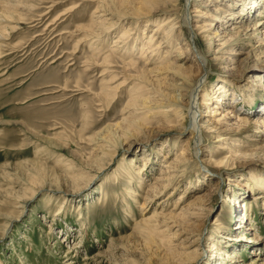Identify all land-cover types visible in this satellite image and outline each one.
I'll return each mask as SVG.
<instances>
[{"label":"rangeland","instance_id":"rangeland-1","mask_svg":"<svg viewBox=\"0 0 264 264\" xmlns=\"http://www.w3.org/2000/svg\"><path fill=\"white\" fill-rule=\"evenodd\" d=\"M19 1L20 19L0 22V264H166L165 249L177 263L204 250L197 264H264V0L227 23L210 18L225 0H191L192 46L184 0ZM168 16L181 25L169 34L159 28ZM259 21L231 62L214 59L210 43L199 87V124L221 119L232 139L217 147L203 128L198 154L179 158L190 131L168 117L175 104L186 111L188 95L176 102L190 90L178 85L182 68L195 72L205 49L195 25L212 22L214 37ZM113 125L111 143L98 139ZM161 168L177 183L152 196ZM154 210L153 232L133 239Z\"/></svg>","mask_w":264,"mask_h":264},{"label":"bare ground","instance_id":"bare-ground-1","mask_svg":"<svg viewBox=\"0 0 264 264\" xmlns=\"http://www.w3.org/2000/svg\"><path fill=\"white\" fill-rule=\"evenodd\" d=\"M14 1H16V0H14ZM21 1L22 0H20L19 2H21ZM190 1L191 0H184V2H183V7L182 8H183L184 15H182V18L180 19V23L182 22L183 24H185V26H186V28L188 30V33H189V39L188 40L190 41V46H192L191 44H193V42L196 44V40L198 39V33H196L195 31H193L194 28L193 29H190L191 28L190 25H189V22H190V13L188 11L189 10L188 9V5H189ZM239 1H240V3H239ZM247 1H248V4L250 3V5H246V0H225V3L226 4L225 3H221V4H218V5H214L213 9H211L212 16L210 18H211V20L216 21L217 23L218 22L227 23L228 20H225V19H233L235 17L242 16L243 14H241V13H244V12H240V10L245 11V14H246V13L249 12L248 10L251 9L249 7H252L253 8V7H256L257 6V3L255 2L256 0L255 1L254 0H247ZM16 5H17L16 3L13 4L12 2H10V0H0V22H5L6 20H10L11 21V20L16 19V18L17 19H20V16L21 15L18 13V11H19L18 9L19 8L18 9H14V7H13V6L16 7ZM221 15L223 17H221ZM174 20H176L175 19V16L174 17L168 16L166 19H164V21H162L163 23L159 26V28L160 27H163V26L170 25L168 27V34H169V30H171V32H174L175 29L173 30V28H175V27L177 28V26H179L181 28V25H175V22H173ZM212 22H210V23L207 22V24H206V22H201V23H197L195 25V28L196 29L201 30L200 32L202 33V35H200V36L202 37V40L205 41V42H203L205 44V49H204V47H203L202 44L200 45L202 48H200V47L198 48L197 47L198 48V50L196 52V55L197 56L195 55L196 56L195 58H196V60L198 62L196 64L197 66H195V68H194V70H196L195 71L196 73L193 72L192 65L188 66L187 68L186 67L185 68L184 67L182 68V66H181L182 72H183V75H181V76H183V78L181 79L182 80V83L181 84H178V85H181V87L185 85L190 90H188V93L186 94L184 92V90H182V89L179 90L178 89L180 92L177 93V96H176V100L177 101L176 102L182 104L181 103L182 102L181 99L184 98L186 95H188V101H187V104H186V107H187L186 108V111L185 110L183 111V109L181 110L180 109V106L178 104H175V109H176L175 114L177 116H175V117H168L169 115L165 114V116H167L168 118H173L174 121H179L180 122V123L177 124L178 125L176 127L177 130L183 131V130L187 129V130L190 131V138H189V140L187 141L186 145L183 148H180L181 151H180V153L178 155L179 158H182L186 154L188 147L189 148L191 147V149H192V151L194 153V156H196L198 154V152L200 150V145H202L204 143V137L202 135L203 132H204L203 131V128H206V129L208 128V130H210V132L214 134V136H213L214 137V141L215 142H218L217 143V147H220L221 145H225V143H227L228 140L232 139L231 134L226 133L225 130H223L221 128V126H220V123L222 122L221 119L217 120L216 122H214V120H213L212 123H209V124H206V125H205V122H208L211 119L205 120V121H203V124L205 125L204 127H203L202 124L200 125L199 124V121H198V118L200 116V106H202L204 104H208V101H206L207 99H205L206 94L203 95V98L200 101H198L197 96L200 95V91L201 90H200L199 87L203 85V82H204L203 81V79H204V73L207 72V67L206 66H207L208 61H209L208 55L210 54V51L212 50L210 48V43L212 45H215L216 46V48L213 50V52L211 51V53H213V55H214V59H217L218 61H223V62L224 61L231 62L233 60V57L236 56V53H234L235 47L238 44H242L244 41L247 42V41L252 40V38L254 39V37L257 36V33L259 31V28H260V26H259L260 21L258 23H256V24L248 25L246 27H244V25L241 22H238L236 24H233L232 27H230L229 29H227L225 31L219 29L218 33H215V36L214 37H211L210 36L209 29L213 25H215ZM99 25H101V24H99ZM100 27H102V26H99L98 28H100ZM104 28H102V29H104ZM219 32H220V34H219ZM168 34L166 35V39H167ZM125 35H126L125 31H123L122 34L120 35V37H123ZM217 36H219V38L216 39L215 37H217ZM216 42H217V44H216ZM206 44H208V45H206ZM262 44L263 43H260V45H262ZM177 49H179V56H182V55L184 56V57H182V59H185V57H187L190 54V53H188L189 50L186 47L183 48V46L182 47H179L178 46ZM184 49L186 50V52L184 51ZM142 56H144V55H142ZM249 57H250V54H245L244 61L247 60ZM177 67L179 68L180 66H177ZM141 77H142V75H141ZM186 82H188V83L185 84ZM182 91L184 93H182ZM217 99H218V101L220 100L219 98H217ZM167 111H170V109L167 110ZM213 112L216 113V111H213ZM187 117L189 118V122L187 121ZM128 121H129V119H128ZM135 122L136 121L131 120L130 122H128L125 125L126 128L130 124H133V123L135 124ZM168 122H171V121H168ZM239 123H241V122H239ZM247 123H245V124H247ZM174 126H175V124H174ZM114 128H115V130H114ZM116 129H117V126L116 127H114V125H113V127L112 126H107L106 127V130L109 131V135L106 134V135H104V137H101V135H100V137L98 139L102 140V142L109 141L111 143V140L113 138L110 140V136L111 137H112V135L114 136V134L116 133L115 132ZM127 130H130V129H127ZM208 130L205 131V133H208L209 132ZM210 132H209V135H210ZM101 153H103V152L101 151ZM225 158L226 157H224L223 159H221L219 161V163H223ZM178 162H180V160H178ZM142 163L143 164H142L141 167H139V170H140V168H141V170H143L142 168H145V166L147 165V161H146L145 158H144V160H143ZM103 164H104V161H103V163L100 162L97 167H101V169H102L104 167ZM168 166L169 165H167V167ZM173 170L174 169H171L170 171H173ZM168 174H169V171L168 170L162 169V168L160 169L159 175H161V178H157L156 179L157 181H155L157 183V187H153L152 186V189H151V192L153 193L152 196L155 195V192L157 190H159L161 193H163L170 185H172V184L174 185L175 183H177V182H174L175 175L174 174H171V175L169 174L168 175ZM92 177L93 176L91 175V178ZM40 179H36V180H40ZM80 179H82V178L79 177V176H77V177H74L73 178V181L75 182V181L80 180ZM36 180L34 179V181H36ZM71 182H72V180H71ZM85 186L86 185L84 184L81 187H76L74 190H76V192H78L80 190H83L85 188ZM35 190H37V189L35 188ZM28 201L29 200L27 199V201L24 203V205H23L22 208H24L27 205V202ZM155 215H157V213L154 210L153 215H151L149 217H146L145 219H142L137 224V226H135L136 228L134 229L133 233L131 234L133 239H135V240H137V239H143V238L145 239L148 236H150L149 234L151 232H153V230H154L153 227H154V223H155V221H154V219H155L154 216ZM174 215L175 216L178 215V217H181V216H183V213H177V214H174ZM165 216H167V215H165ZM185 216H184V218H186ZM16 219H17V217L13 218L12 221L13 220H16ZM242 219H244V217H242ZM201 236H202V232L199 233V237H201ZM211 248L214 249V250L215 249H218V247H216L214 245H212ZM173 253H175V251ZM173 253H172L171 250H168V249L163 250V258H164V261H166V264H188V262L186 263V261H184V259L183 260L181 259L179 261L180 258L177 259L179 261L177 263V261L175 260V258H173ZM221 253H223V252H221ZM225 255L227 257H230V258L232 256L231 253L225 254ZM204 256H206V251L203 250L202 253H201V255H200V257H198L195 260L194 264H197V262L200 261V260H202V258H204ZM180 257H181V255H180ZM86 258L87 257H85V259ZM174 261H176V262H174ZM238 261H239L238 258H232L229 262H233L234 263V262H238Z\"/></svg>","mask_w":264,"mask_h":264}]
</instances>
